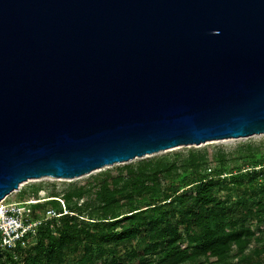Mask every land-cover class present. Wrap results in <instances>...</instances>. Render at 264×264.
Segmentation results:
<instances>
[{"label":"water","instance_id":"water-1","mask_svg":"<svg viewBox=\"0 0 264 264\" xmlns=\"http://www.w3.org/2000/svg\"><path fill=\"white\" fill-rule=\"evenodd\" d=\"M261 137L264 0H0V203Z\"/></svg>","mask_w":264,"mask_h":264},{"label":"trees","instance_id":"trees-1","mask_svg":"<svg viewBox=\"0 0 264 264\" xmlns=\"http://www.w3.org/2000/svg\"><path fill=\"white\" fill-rule=\"evenodd\" d=\"M247 150L237 167L218 153L210 172L209 153L190 150L47 196L31 186L20 199L38 201L35 219L50 209L60 217L27 247L0 248V264H70L76 251L75 264H264V148Z\"/></svg>","mask_w":264,"mask_h":264},{"label":"rangeland","instance_id":"rangeland-1","mask_svg":"<svg viewBox=\"0 0 264 264\" xmlns=\"http://www.w3.org/2000/svg\"><path fill=\"white\" fill-rule=\"evenodd\" d=\"M247 147H251L252 149H257V148H264V137L261 138H254V139H246V140H239V141H232V142H224V143H218V144H212V145H206V146H201V147H195V148H190V149H184V150H179V151H173V152H168V153H162V154H157V155H151L149 157L145 158H137L133 160L132 162L128 164H117L109 167H105L100 170H96L90 174L74 178V179H63V178H55L52 180H48L45 182L41 183H36V184H31V185H26V186H21L18 191L14 192L11 196L7 198L6 203H16V202H21L23 201L20 199L21 194L25 191H27L31 186H43V191H42V196H47L54 190L57 192L63 191L66 188H68L70 185H85L91 179L94 177L102 174V173H116V171H120L124 166L129 165V164H136L142 160L145 159H152L155 157H160L164 156L167 154H174V153H187L190 150H194L197 153H202L207 151L209 153V158H210V163L208 162V172L210 170L214 169L215 167H220L219 164H212V159L217 157L218 153H221V155L226 158L229 162V164L232 167H237L241 166L244 164V158L247 156V154L250 153V151L247 150ZM29 199V198H28ZM26 200V199H25ZM64 201H62L63 205ZM63 210L64 213L66 212L65 207L63 205ZM258 240H256V245H259L260 243L264 242V238L257 237ZM260 239V240H259ZM80 252L76 251L70 256V264H75V260L79 257ZM144 259V256L139 257V260L142 261ZM256 261H254L252 264H255ZM215 264V263H211ZM231 264H237V260H233ZM251 264V263H250Z\"/></svg>","mask_w":264,"mask_h":264},{"label":"built area","instance_id":"built-area-1","mask_svg":"<svg viewBox=\"0 0 264 264\" xmlns=\"http://www.w3.org/2000/svg\"><path fill=\"white\" fill-rule=\"evenodd\" d=\"M6 201L7 198L0 203V248L7 251L27 247L44 221L60 217V214L50 209L45 212L44 219H35L33 205L38 203L36 200L16 203Z\"/></svg>","mask_w":264,"mask_h":264}]
</instances>
